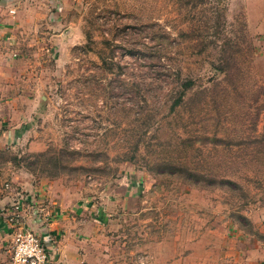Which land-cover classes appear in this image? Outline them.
Instances as JSON below:
<instances>
[{
  "label": "rangeland",
  "instance_id": "obj_1",
  "mask_svg": "<svg viewBox=\"0 0 264 264\" xmlns=\"http://www.w3.org/2000/svg\"><path fill=\"white\" fill-rule=\"evenodd\" d=\"M248 2L19 0L0 73V264L8 218L53 216L49 190L88 209L78 264H264V29Z\"/></svg>",
  "mask_w": 264,
  "mask_h": 264
},
{
  "label": "crops",
  "instance_id": "obj_2",
  "mask_svg": "<svg viewBox=\"0 0 264 264\" xmlns=\"http://www.w3.org/2000/svg\"><path fill=\"white\" fill-rule=\"evenodd\" d=\"M19 10V0H0V73L3 64V42L8 44V41L12 39L11 34L15 30V27H17V22L21 20V13ZM247 21L249 29H255L257 27L260 31L264 29V0H249L247 6ZM262 33H264V30ZM7 55H10L9 57L12 55L14 56V54ZM19 185H21L20 188L23 191L31 190V184H29L28 181H21ZM52 193L53 190H49L45 194H40V196L43 198L45 197V203L50 205L55 204L57 207L55 208L53 216L51 215V217L48 218L46 215L37 213V210L36 212H32V208L27 207L26 210L21 211V219L24 220L25 225L29 229H32L41 237L44 247L51 259V264H78L77 255L79 250L75 248L73 244L69 243V238L76 234V231H86L85 233L90 232L87 230L88 228L86 225L90 226L91 223L84 218L88 209L75 206L74 209L67 210L65 207L66 205L59 206L61 204L54 202ZM54 196L56 197L55 193ZM29 198L27 197V199ZM31 200L35 204L36 200L33 196L29 201ZM44 210L45 209H42V211ZM68 212H70V214H67ZM9 215L10 214L6 216V214L0 213V253H4L3 251H5L6 246L10 247L11 245V229L5 223V217ZM83 220L86 222L84 225L82 223ZM82 226L84 227L83 229H81ZM61 233L62 238L60 240L59 235H61Z\"/></svg>",
  "mask_w": 264,
  "mask_h": 264
},
{
  "label": "built area",
  "instance_id": "obj_3",
  "mask_svg": "<svg viewBox=\"0 0 264 264\" xmlns=\"http://www.w3.org/2000/svg\"><path fill=\"white\" fill-rule=\"evenodd\" d=\"M19 210V207L15 208ZM9 224L13 227V264H48L49 254L43 242L29 229H26L21 217L14 213L9 218Z\"/></svg>",
  "mask_w": 264,
  "mask_h": 264
}]
</instances>
